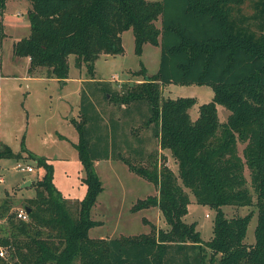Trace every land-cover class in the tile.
Here are the masks:
<instances>
[{
  "label": "trees",
  "instance_id": "trees-1",
  "mask_svg": "<svg viewBox=\"0 0 264 264\" xmlns=\"http://www.w3.org/2000/svg\"><path fill=\"white\" fill-rule=\"evenodd\" d=\"M6 1L0 0V39ZM29 1V34L13 44L15 54L29 56V71L44 67L47 76L63 80L69 73L68 56L74 54L75 66L85 65L93 78L96 58L121 53V33L129 28L136 53L150 42L160 46V56L156 72L142 81L123 83L113 92L108 82L100 81L104 99L125 104L121 112L126 127L120 138L117 131L123 123L114 118V111L105 121L82 90L79 120H74L79 135L75 147L86 191L76 217L53 182V165L28 151L41 177L26 203L27 220L10 210L9 199L0 204L7 224L0 244L9 249L7 257L0 256V264H72L76 258L80 264H264V23L254 29L249 22L233 20L232 9L244 0ZM259 3L264 18V0ZM169 82L206 84L213 96L198 105L192 118L189 109L197 98L164 97L161 86ZM217 104L229 110L223 121ZM139 120L153 124L159 146L170 149L177 161V174L165 163L134 165L124 156L123 150L140 157L145 153L147 135L129 131L136 130ZM98 125L105 128L104 135L97 134ZM238 141L245 143L242 155ZM118 146L123 155L116 153ZM12 153L7 145L0 147V156ZM109 157H121L131 170L157 185V195L138 199L131 209L157 205L168 229L130 237L89 236L90 227L98 223L90 210L102 190L94 160ZM245 167L257 207L255 240L250 244L244 237L251 213L228 218L222 209L253 203ZM184 187L196 202L216 210L213 234L205 242L196 222L183 220L190 202Z\"/></svg>",
  "mask_w": 264,
  "mask_h": 264
},
{
  "label": "rangeland",
  "instance_id": "rangeland-1",
  "mask_svg": "<svg viewBox=\"0 0 264 264\" xmlns=\"http://www.w3.org/2000/svg\"><path fill=\"white\" fill-rule=\"evenodd\" d=\"M259 5V0H244L242 4L232 9L233 20L238 24L249 22L252 28L258 29L260 24L264 23ZM29 7V0H8L2 15L4 36L0 39V147L4 149V145H7L13 153L10 156H0V204L5 199H9L10 210L17 213L19 209L24 208L28 199L34 196L36 180L41 177V170L34 158L29 156L28 151H30L46 157L47 161L53 165V182L66 198L72 216L76 217L79 201L86 191V183L83 181L85 172L74 145V142L77 143L79 139L74 120L79 118L77 103L80 102L82 92L78 75L90 78V73L85 65L75 66V56L69 54V78L66 82L63 83L62 80H56L53 77L51 79L31 77L34 71L28 69L27 56L17 55L13 51L14 42L29 34L30 26L27 16ZM156 24L160 26L159 18ZM121 43L123 47L121 53H102L94 62L93 77L104 78L101 81L108 83L113 81L111 91L119 90L123 83L144 80L145 77L154 74L159 65L160 46L145 42L141 53H136L131 28L121 33ZM39 69L46 71L44 67ZM94 86L96 81L85 83L87 94L90 93L93 98L95 97ZM161 92L164 97H196L197 102L189 109L192 118L198 114V105L209 101L213 96L211 86L195 83L169 82L161 86ZM101 103L100 107L103 110L105 108L113 110L115 114L121 111L119 108L121 105L114 99L106 98ZM143 108L147 111V104H144ZM217 110L219 119L225 120L229 110L222 104H217ZM72 114L75 119H72ZM132 115L133 113L130 115L131 119ZM114 118H119V121L123 123L117 131L119 135L126 124V118L123 115L121 117L116 115ZM134 124L138 126L137 131L145 132L148 137L146 151L140 157L123 150L124 156L128 157L134 165H148L156 162L160 167L165 163L177 174V161L170 149L159 146L158 137L153 134V124L147 125L141 120ZM96 130L99 135L105 134L103 125H98ZM244 145L245 143L241 141L237 143L240 155ZM115 150L116 153L122 154L119 146ZM17 164L31 165L33 170L17 168ZM94 169L101 180L102 190L90 210V217L98 221L88 230L90 237L122 235L130 237L141 233H155L157 228H169L157 205L138 210L131 209L138 199L157 195V185L131 170L121 157L95 159ZM244 173L247 186L252 193L253 203L227 204L223 205L222 209L228 218L251 213L244 237V241L250 244L255 240L257 207L254 204L256 198L247 167ZM29 179L31 184L25 186V181ZM184 190L189 194L190 202L183 220L195 221L196 228L205 242L213 234L216 210L207 204L196 202L190 188L184 187ZM6 225L5 218L0 216V235L5 233ZM52 241L56 242V240ZM0 246L6 250L4 256H0L7 257L9 249L4 245L0 244ZM209 253L210 248L206 246V258ZM72 264H80V260L76 258Z\"/></svg>",
  "mask_w": 264,
  "mask_h": 264
},
{
  "label": "crops",
  "instance_id": "crops-1",
  "mask_svg": "<svg viewBox=\"0 0 264 264\" xmlns=\"http://www.w3.org/2000/svg\"><path fill=\"white\" fill-rule=\"evenodd\" d=\"M7 2H8V0L6 1V4H7ZM27 59H28V64H29V56H27ZM69 75V74H68ZM30 76V75H29ZM31 77H34V78H44V79H51L52 77H50V76H47L46 75V73L45 72H43V71H41L39 68H37V69H35L34 70V72H33V74H31ZM53 78H55L56 80H59V79H57L56 77H53ZM69 77H66L65 79H63L62 80V82L64 83V82H66V80L68 79ZM102 79H104V78H101V77H97V79L95 78V77H93V78H83V76L81 77V76H79L78 75V81L80 82V91L81 90H85L86 91V89H85V83H88V81H96V86H94L93 87V92L95 93V97L93 98L91 95H90V93H89V96H90V98L94 101V104H95V106H96V109L99 111V112H101V115H102V117L104 118V120L105 121H108V117H109V115L110 114H112L113 112L111 111V110H107L106 108L103 110L102 109V107H100V105L102 104L101 102H103L105 99H104V97H103V95H104V91H103V89H102V85L103 84H101V80ZM61 82V83H62ZM111 82V83H110ZM108 84H106V87H111L112 88V82L113 81H110ZM105 86V85H104ZM87 92V91H86ZM109 96V95H108ZM107 96V97H108ZM103 99V100H102ZM79 106V102L77 103V107ZM123 106H124V104H122L119 108H123ZM78 113H79V111H78ZM105 114L107 115V116H105ZM114 114H115V112H114ZM122 112L121 111H119L117 114H115V116L117 115V117H121L122 116ZM72 119H75L74 118V115L72 114ZM136 119H138V118H136ZM75 120H79V118L78 119H75ZM136 127V129L138 128V126L136 125L135 126ZM129 131H131V130H129ZM128 131V132H129ZM131 132H134V133H137V134H143V136H146V133L145 132H141V131H137V130H135V131H131ZM65 137V136H64ZM75 143L76 142H74V145H75ZM145 151H146V146H145V149H144ZM144 151V152H145ZM25 153H27L26 151H24ZM35 160V159H34ZM36 161V160H35ZM27 181H30V183H28V184H26L27 183ZM31 184V180L29 179V180H26L25 181V183H24V185L25 186H28V185H30Z\"/></svg>",
  "mask_w": 264,
  "mask_h": 264
},
{
  "label": "built area",
  "instance_id": "built-area-1",
  "mask_svg": "<svg viewBox=\"0 0 264 264\" xmlns=\"http://www.w3.org/2000/svg\"><path fill=\"white\" fill-rule=\"evenodd\" d=\"M17 168H21V169H27L28 171H32L33 170V167L31 165H26V166H23V165H20V164H17L16 166ZM16 216L20 219H23V220H27L28 219V213L26 212V210L23 208V209H19L16 213ZM6 252L5 249L2 248V246H0V255L1 256H4V253Z\"/></svg>",
  "mask_w": 264,
  "mask_h": 264
},
{
  "label": "water",
  "instance_id": "water-1",
  "mask_svg": "<svg viewBox=\"0 0 264 264\" xmlns=\"http://www.w3.org/2000/svg\"><path fill=\"white\" fill-rule=\"evenodd\" d=\"M28 183H30V181H27L26 184H28ZM24 208H25L27 213L30 211V207L29 206L25 205ZM9 259H11V258L9 257Z\"/></svg>",
  "mask_w": 264,
  "mask_h": 264
}]
</instances>
